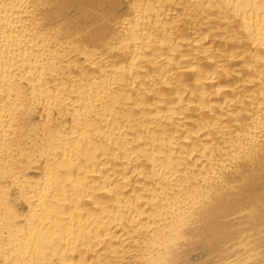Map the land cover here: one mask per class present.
<instances>
[{
  "label": "bare ground",
  "instance_id": "6f19581e",
  "mask_svg": "<svg viewBox=\"0 0 264 264\" xmlns=\"http://www.w3.org/2000/svg\"><path fill=\"white\" fill-rule=\"evenodd\" d=\"M0 264H264V0H0Z\"/></svg>",
  "mask_w": 264,
  "mask_h": 264
}]
</instances>
